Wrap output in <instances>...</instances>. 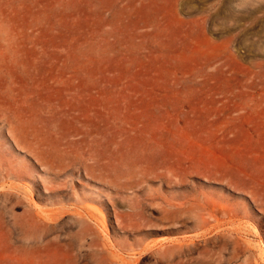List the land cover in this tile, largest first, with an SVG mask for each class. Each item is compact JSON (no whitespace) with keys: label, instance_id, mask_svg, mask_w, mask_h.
<instances>
[{"label":"rangeland","instance_id":"1","mask_svg":"<svg viewBox=\"0 0 264 264\" xmlns=\"http://www.w3.org/2000/svg\"><path fill=\"white\" fill-rule=\"evenodd\" d=\"M0 264H264V0H0Z\"/></svg>","mask_w":264,"mask_h":264}]
</instances>
